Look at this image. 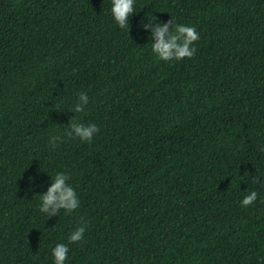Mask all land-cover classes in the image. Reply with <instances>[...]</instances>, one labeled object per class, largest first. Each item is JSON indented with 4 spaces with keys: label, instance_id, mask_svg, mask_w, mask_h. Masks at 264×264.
Here are the masks:
<instances>
[{
    "label": "trees",
    "instance_id": "16d2710c",
    "mask_svg": "<svg viewBox=\"0 0 264 264\" xmlns=\"http://www.w3.org/2000/svg\"><path fill=\"white\" fill-rule=\"evenodd\" d=\"M110 7L0 0V264L57 243L66 264H264V0H136L126 29ZM158 23L194 27L195 55L155 59ZM58 172L79 207L49 216Z\"/></svg>",
    "mask_w": 264,
    "mask_h": 264
},
{
    "label": "clouds",
    "instance_id": "9594fccd",
    "mask_svg": "<svg viewBox=\"0 0 264 264\" xmlns=\"http://www.w3.org/2000/svg\"><path fill=\"white\" fill-rule=\"evenodd\" d=\"M136 0H111L109 9L111 18L122 29H126L129 17L134 14V4ZM151 21V19L149 20ZM152 38L155 43H151V51L154 58L161 61L182 60L192 58L196 48L194 42L199 40V34L192 26L176 24L170 28L163 23H158L153 29ZM79 99L87 104V93L78 94ZM77 112L81 107L77 106ZM74 138L81 142H91L94 134L98 131L96 124L73 125ZM264 151V148L261 149ZM69 177L58 172L52 177V183L46 194L39 196V210L41 213L54 215L57 210L64 209L66 213H71L79 207V198L74 188L68 183ZM257 200V192H248L240 201L242 207H248ZM86 226L81 225L68 235V243H77L83 239ZM69 248L67 244L57 243L51 249L52 264H66Z\"/></svg>",
    "mask_w": 264,
    "mask_h": 264
}]
</instances>
